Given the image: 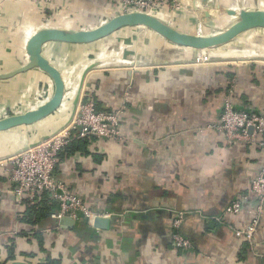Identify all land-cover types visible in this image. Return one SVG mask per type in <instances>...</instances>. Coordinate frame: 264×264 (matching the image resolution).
Masks as SVG:
<instances>
[{"label": "crops", "instance_id": "1", "mask_svg": "<svg viewBox=\"0 0 264 264\" xmlns=\"http://www.w3.org/2000/svg\"><path fill=\"white\" fill-rule=\"evenodd\" d=\"M201 1L177 0L178 9L158 18L181 32L210 35L256 2ZM201 4L210 17L199 21L193 7ZM72 6L77 19L51 21L38 4L0 0V76L27 64V42L46 20L89 30L119 14L109 0ZM42 55L70 91L53 115L30 126L37 128L33 137L19 132L24 128L0 133V264H264V208L252 243L233 233L255 218L251 184L264 152L257 144H228L217 129L227 99L235 110L264 114V30L215 49L206 65L194 63V50L139 27L90 44L49 42ZM50 81L39 69L0 77V115L32 109L34 93ZM76 92L98 111L121 113L120 140L85 138L88 153L64 154L55 168L70 192L107 215L105 230L83 219L61 221L58 229L26 223L9 179L22 146L71 124ZM236 200L240 211L224 214ZM178 213L179 233L192 244L187 251L172 242Z\"/></svg>", "mask_w": 264, "mask_h": 264}, {"label": "built area", "instance_id": "2", "mask_svg": "<svg viewBox=\"0 0 264 264\" xmlns=\"http://www.w3.org/2000/svg\"><path fill=\"white\" fill-rule=\"evenodd\" d=\"M55 1L60 2L61 0H32V3L51 5ZM109 1L118 6L119 13L139 12L156 17L161 16L164 19H167L166 12L178 9L180 6L177 0ZM48 23L46 20L41 24V27H52ZM214 50L197 52L194 63L196 65L211 63L213 61L211 55ZM68 90L70 91L69 87L65 85V95L69 93ZM52 93L53 85L50 81L44 88L34 93L32 109L48 101ZM6 116L9 115L2 114L1 117ZM120 123L121 113L98 111L94 102L83 101L80 98L68 127L50 135L45 140L28 143L11 158L12 167L9 179L13 184V197L18 208H25L24 200H32L38 194L47 193L58 206L57 211L50 215V220L53 222L52 226L55 229H58L65 217L74 221L83 219L88 224H92L96 218L107 217L105 214L93 212L79 196L70 192L67 185L55 175V168L58 165L60 153L73 140L89 137L101 140H120ZM217 129L223 133L228 144L235 142L257 144L264 152V114L235 110L227 99L219 116ZM251 192L257 201L255 218L250 224L233 230L237 239L244 240L248 244L253 242L258 218L264 208V162L252 181ZM240 208L241 202L236 200L225 208L224 214L236 215ZM1 211L0 197V213ZM183 217V213H178L177 218L172 222V242L176 250L187 251L192 244L190 240L179 233Z\"/></svg>", "mask_w": 264, "mask_h": 264}, {"label": "water", "instance_id": "3", "mask_svg": "<svg viewBox=\"0 0 264 264\" xmlns=\"http://www.w3.org/2000/svg\"><path fill=\"white\" fill-rule=\"evenodd\" d=\"M204 1L205 0H203V2ZM200 2L202 1L200 0ZM201 6L202 8L199 6L193 7L194 12L198 15L199 21L203 18L210 17V14L206 12L205 9L203 10V4H201ZM236 14L235 19L230 24L210 35L181 32L172 27L167 21L165 22L156 16L139 12L119 13L89 30L41 27L27 42V64L14 72L0 77L11 78L31 69H39L50 78L53 85V93L49 100L41 106L21 114H13L0 118V133L33 126L53 115L59 109L65 95V83L61 73L42 55V47L45 44L49 42H63L77 45L90 44L103 40L118 30L139 27L150 30L171 44L194 50L195 58L199 51L214 50L233 42L241 35L250 31L264 30V9L255 5L252 9H240ZM211 56L213 57V54ZM89 69L90 68H86L84 73L86 74ZM78 93L79 92H77L72 101L73 110L71 118L76 111L79 98ZM48 137L49 136H46L42 138V140ZM255 203L257 205V201H255ZM62 222L71 224L72 219L65 217L62 219ZM93 227L105 230L109 227V221L103 218H96L93 220Z\"/></svg>", "mask_w": 264, "mask_h": 264}, {"label": "trees", "instance_id": "4", "mask_svg": "<svg viewBox=\"0 0 264 264\" xmlns=\"http://www.w3.org/2000/svg\"><path fill=\"white\" fill-rule=\"evenodd\" d=\"M245 112H254L251 110H244ZM256 113V112H255ZM88 141L86 139L73 140L66 147L64 151L60 153L59 159L62 155H71L76 152H81L83 154L88 153L86 151V146ZM25 205L23 219L26 223L31 225H53L52 220H50V215L54 211H57L58 206L54 203L47 193H41L36 195L32 200H24Z\"/></svg>", "mask_w": 264, "mask_h": 264}, {"label": "rangeland", "instance_id": "5", "mask_svg": "<svg viewBox=\"0 0 264 264\" xmlns=\"http://www.w3.org/2000/svg\"><path fill=\"white\" fill-rule=\"evenodd\" d=\"M26 2H32V0H25ZM257 5L258 7L260 6H263L264 7V0H256V2L252 5V6H255ZM40 8L46 12H48L49 14V18L48 20H53V21H56V20H60V21H64L66 19H68L69 17L70 18H75V15H77L76 13V8L74 10V7L72 6V0H61L60 2H57L55 1L53 4L49 5V4H40ZM77 19V18H75ZM198 22V20L195 18V20L193 19V22ZM199 29V28H198ZM237 42H235L236 44ZM69 91V90H68ZM23 131H19L20 133L22 132L24 134V136L28 137V138H31L33 137L37 131L36 129L37 128H34V127H29V128H26V127H23ZM38 133H39V130H38Z\"/></svg>", "mask_w": 264, "mask_h": 264}, {"label": "bare ground", "instance_id": "6", "mask_svg": "<svg viewBox=\"0 0 264 264\" xmlns=\"http://www.w3.org/2000/svg\"><path fill=\"white\" fill-rule=\"evenodd\" d=\"M85 68H86V67H85ZM85 68H83V70H85ZM83 70H82V71H83ZM76 91H77V90H76ZM76 93H77V92H76ZM74 97H75V96H74ZM72 101H73V100H72ZM26 145H27V144H26ZM26 145H24V146H26ZM24 146H22V147H24ZM22 147H21V148H22Z\"/></svg>", "mask_w": 264, "mask_h": 264}]
</instances>
